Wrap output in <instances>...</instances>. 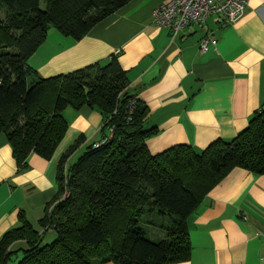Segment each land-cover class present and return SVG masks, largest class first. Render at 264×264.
Wrapping results in <instances>:
<instances>
[{"label": "trees", "instance_id": "trees-1", "mask_svg": "<svg viewBox=\"0 0 264 264\" xmlns=\"http://www.w3.org/2000/svg\"><path fill=\"white\" fill-rule=\"evenodd\" d=\"M128 1L0 0V133L18 170L27 167L31 153L52 156L68 127L66 108L96 109L105 139L87 146L69 165L83 136L62 153L56 193L38 220L42 231L20 213V225L0 239V264H10L14 256L13 264L187 261V219L210 189L235 167L264 173V104L229 140L218 138L200 151L179 144L152 155L145 140L156 129L144 128L148 108L126 91V73L114 56L48 77L28 65L50 29L80 39ZM149 217L164 231L158 241L145 235L142 224ZM49 229L55 238L43 244ZM19 241L25 245L12 248Z\"/></svg>", "mask_w": 264, "mask_h": 264}, {"label": "crops", "instance_id": "crops-1", "mask_svg": "<svg viewBox=\"0 0 264 264\" xmlns=\"http://www.w3.org/2000/svg\"><path fill=\"white\" fill-rule=\"evenodd\" d=\"M167 1L129 0L80 39L50 29L27 61L48 77L114 56L126 73V91L148 108L144 128L156 129L145 140L152 155L179 144L200 151L218 138L229 140L264 104L263 0H248L245 12L230 24L210 15L174 36L152 21L153 10ZM207 32L217 42L202 52L199 42ZM63 115L69 126L52 156L31 153L21 171L0 133V239L20 225V213L39 231L38 220L56 193L62 153L83 136L66 161L72 164L101 139L102 116L96 109L66 108ZM187 227L190 257L171 264H263L264 173L230 170L188 217ZM24 245L19 241L12 248Z\"/></svg>", "mask_w": 264, "mask_h": 264}, {"label": "built area", "instance_id": "built-area-1", "mask_svg": "<svg viewBox=\"0 0 264 264\" xmlns=\"http://www.w3.org/2000/svg\"><path fill=\"white\" fill-rule=\"evenodd\" d=\"M247 4L248 0H168L153 10L152 21L156 26L169 28L174 36L192 24L201 25L210 15H214L223 26L230 24L245 12ZM261 6L264 8V0ZM216 42L212 32H207L200 39L199 49L202 52L207 51ZM133 104V100L129 102L130 109ZM108 133L110 137L112 128L108 129ZM103 141L105 139L101 140Z\"/></svg>", "mask_w": 264, "mask_h": 264}, {"label": "rangeland", "instance_id": "rangeland-1", "mask_svg": "<svg viewBox=\"0 0 264 264\" xmlns=\"http://www.w3.org/2000/svg\"><path fill=\"white\" fill-rule=\"evenodd\" d=\"M67 122H68V121H67ZM68 126H69V123H68ZM67 129H68V127H67ZM80 136H82V135L79 134V135L73 140V142H74L78 137H80ZM101 137H102V134H101ZM100 140H101V139H100ZM73 142H72V143H73ZM68 147H69V146H68ZM81 148H82V147H81ZM75 152H76V150H75L71 155H73ZM79 154H80V153H79ZM79 154H78V155H79ZM71 155H70V156H71ZM78 155H77V156H78ZM75 156H76V155H75ZM75 158H76V157H75ZM73 159H74V158H73ZM73 159H72V160H73ZM157 223H159L157 218L153 219V218L149 217V218L147 219V222H145V223L142 224V227H143V229H144V231H145V235H146V237H147L148 239L152 240V241H158V240H160V239H162V238L164 237V231H163V229H161L160 227L157 226ZM39 231H42V230L40 229ZM54 238H55V231L52 230V229H49V230L45 231V232L42 234V243H43V244H44V243H48V242L52 241ZM21 256H22V252L19 251V252L17 253V258L19 259ZM15 261H16V258H15V256H14V260H13L10 264L15 263Z\"/></svg>", "mask_w": 264, "mask_h": 264}]
</instances>
